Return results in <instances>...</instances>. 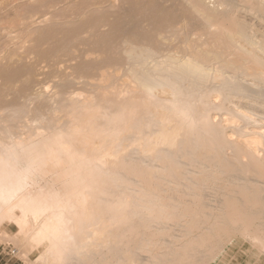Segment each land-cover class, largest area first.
<instances>
[{"label":"bare ground","instance_id":"obj_1","mask_svg":"<svg viewBox=\"0 0 264 264\" xmlns=\"http://www.w3.org/2000/svg\"><path fill=\"white\" fill-rule=\"evenodd\" d=\"M85 1L27 0L25 54L0 36L7 239L40 264H209L239 235L264 251V0H121L117 20L118 0Z\"/></svg>","mask_w":264,"mask_h":264},{"label":"rangeland","instance_id":"obj_2","mask_svg":"<svg viewBox=\"0 0 264 264\" xmlns=\"http://www.w3.org/2000/svg\"><path fill=\"white\" fill-rule=\"evenodd\" d=\"M86 1H88V0H86ZM94 1H99V0H92V1L90 0V1L86 2V4L84 2V4L87 5L89 2L91 3V2H94ZM161 1H164V0H161ZM25 3H27V0H0V34H1L0 36H2L4 34H6V36L8 34H11L14 29L16 31V32H13V33L16 34V36H14V34H13V36L15 37V38L12 37L13 39L10 37L12 35L7 36V37L11 38L10 40L5 35H4L5 38H4V36H2L3 41H4L3 43L7 44L6 40H4V39H8L7 41L10 43V44L8 43V45L9 46L12 45L10 47L8 45L4 44V46H6L7 48L4 47V46H3L4 47L3 48L2 47L3 43H1L2 39L0 38L1 39V41H0V55L3 54V56H4V55H6V53H8V51L12 52L13 49H10V48H14L13 46H15V45H16L15 47H17V49H14L16 51L15 53L25 54V52L28 50L27 48L30 46V37H28L27 33H25L24 31L23 32L22 31L17 32L18 31L17 27H19V29H21V30H23V28H24V26L22 25V24H24V21L21 20V17L23 18V16H30V15H33V14L40 15L44 11V9L42 8V9H39V10H34V9L31 8V6H28V5L25 6ZM116 4L117 5H115V8L113 9L112 7H109L108 3H106L102 10L105 11L108 15L110 14L109 18L111 17L112 20L113 19L117 20V18L115 17V14H112L113 10H116V12L120 13V15L123 13L121 16L123 18H126V16L128 15L127 11L129 9V7H128L129 5L124 4L123 2H121V0H118ZM125 5H126V8H125ZM119 9H120V11H119ZM49 16H51V15L49 14ZM242 17L244 19H246V21L248 20V22H249V19H250V23L252 22L251 24H253V25L254 24L257 25L259 23L258 22L259 19L258 18H254L253 15L251 16V14L250 15H246L245 12H242ZM251 18L253 19V21H251L252 20ZM77 20L78 19H73L72 21L76 22ZM56 22H58V21L50 20L48 23L54 24ZM110 27L111 26H104L103 27V30H105L104 32H107V31L109 32V28ZM16 28H17V30H16ZM2 30L3 31L5 30L4 33L2 32ZM91 30H92L91 28H86L85 29V31H91ZM10 31H11V33H9ZM18 33L20 34V36L23 35V36H21L22 38L19 37V36L17 37ZM60 35L59 34L57 35V36L61 37V39L58 37L59 39L56 41L57 43L55 42V40L57 39V37L55 36L56 38H54V43H55L54 45H53L52 36H51L52 39L50 37H48V39L50 38L52 41L48 40V43L45 44V47L49 46L52 49H56L55 47L60 46L58 44L61 43V45H63L62 42L66 38H65V36H63L64 34L62 35V33H61ZM85 35H87L91 39L93 38V36L90 35V32L86 33ZM16 37L18 38L19 42H21V40H23V43H24L23 46H22V44H20L17 41ZM19 38H21V40H19ZM68 38L69 37H67V39ZM95 38H98V37L95 36ZM26 39H27V42H25ZM12 40H14V41L11 42ZM111 40L112 39L110 38V42L113 41V40L112 41ZM16 41L18 42V46L16 44L17 43ZM110 42H109V44H110ZM68 43H69V41H68ZM19 44L21 45V47H19L20 46ZM107 44H108V40H107V43L105 44V46H108ZM55 45H57V46H55ZM110 45L112 47V44H110ZM96 46H98V45H96V43L95 44L92 43L91 41L86 43V44H83L82 47L85 48L89 53H92V54L89 55L88 59H91V58L92 59H94V58L97 59L98 58V59L105 60L104 56H106V58H109L111 56V55H106V54H111V50L109 51V49H108L109 46L105 49L104 45H103L102 47H103L104 50L103 49L99 50L98 48H96ZM5 48L7 50L8 49H10V50L7 51V50H5ZM69 49H71V48H69ZM105 50H107V51H105ZM10 52H9V54H13V53H10ZM56 53H55L56 56L54 57V59L55 60L64 61L63 64L66 65L67 60L70 59L69 55H67V52L66 53L64 52L66 55L63 52H56ZM97 54H98V56H97ZM85 55L88 56V54H85ZM102 55H103V58H102ZM29 59H32V58H29ZM36 60H37V58H36ZM80 60H82V58ZM107 60H109V59H107ZM75 62H77V61H75ZM44 64H46V63H44ZM40 67H41V65L38 67L37 70H39ZM107 69L108 68H103L102 71L103 70H107ZM109 70H112V69H109ZM41 77H40V81L41 82L39 84H38V82H36L38 84V86H36L37 84L35 83L36 85L33 84L34 85L33 87L34 88L37 87L36 90H38V88H39V90L40 89H44V92H47V94H49V95H50V93L52 94L54 92L53 88L55 87V83L54 82H55L56 78L48 76V75L46 76V74H45V76L41 75ZM49 77L53 78L54 82H53V80H50L51 78L49 79ZM99 78L101 79L102 77L100 76ZM109 83H110V81L107 80V79L106 80H101V84H103L105 86L109 85ZM83 93H87V92L83 91ZM45 94L46 93L43 94L44 97L48 96L47 94L46 95ZM24 122H25V118H22L21 119V124H23ZM24 135H27V134H24ZM17 232H18V227L13 222H6V223L0 225V264H40V263L37 262V259H38L39 255H40V252H41L40 250H42V249H35V251L34 250H30V249L27 248L28 247L27 245H26L27 247L25 249V245H24L23 242L20 241L21 242V245H20V242L16 243L18 241L14 240V239H13L14 240L13 241L12 238L15 235V233H17ZM7 236H8V238L9 237H12V238L7 239ZM244 238L245 237H243L241 235L235 236L233 241L232 242H228L224 246V248H222L219 251L218 255L209 264H264V251L257 245L253 246L252 245L253 243H251V241H249L246 238L244 239ZM29 250H30V252H29ZM35 262H37V263H35ZM134 264H138V263H134Z\"/></svg>","mask_w":264,"mask_h":264}]
</instances>
